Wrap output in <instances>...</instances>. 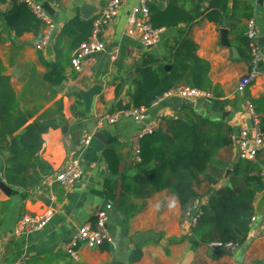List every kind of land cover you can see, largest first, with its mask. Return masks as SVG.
<instances>
[{
    "label": "crops",
    "instance_id": "obj_1",
    "mask_svg": "<svg viewBox=\"0 0 264 264\" xmlns=\"http://www.w3.org/2000/svg\"><path fill=\"white\" fill-rule=\"evenodd\" d=\"M35 1L41 2L43 7L48 5V9L44 8L55 24L48 45L50 51L47 52L46 47L38 48L37 36L32 30L16 34L12 13L14 0H7L0 4V11L4 13L0 27V63L12 90L13 109H19L25 115V125L53 121L57 127L41 134L42 145L37 152L48 172L28 187L9 184L5 177L8 148L16 133L0 139V175L12 189L11 194H6L0 188V264H15L16 261L23 264H264V231L257 234L260 218L251 223L247 241L230 251L205 244L193 248L188 239H184L190 234L191 226L188 220H182L179 201L175 210L166 207L167 198L173 195L167 189L149 197L132 199L138 210L130 218L121 215L114 206L107 211L106 228L113 237V244L79 245L77 259L65 252L76 229L85 223L93 224L96 211L106 209L104 182L112 176L104 160V149L115 147L125 170L134 159L132 138L137 132L144 128L155 129L162 118H174L181 107H194L199 103L178 96L165 97L147 108L141 121L122 115L116 123L103 121L99 124L104 115L120 111L118 101L122 100L123 108L126 105L125 92L130 88L129 76L134 69L151 61L169 69L175 53L172 48L182 40L192 42L196 46V55L210 64L208 77L220 86L221 99L236 102L234 107L225 110L230 112L225 120L234 129V144L230 149L221 150L219 155L230 162L238 159L237 135L242 127L250 129L252 124L244 93L247 91L252 98L264 96V0H228L226 12H219L216 21L210 17L214 10L212 0H156L151 4L161 11L175 2L184 14L199 13L200 16L192 22L162 26L160 41L153 46H145L137 36L127 33V18L139 0H120L114 20L100 24L104 50L84 58L80 72L67 62L65 80L59 86L49 85L42 77L47 70L46 64L56 59L54 45L63 26L75 17L81 21L98 18L111 0ZM84 5L92 9L89 18L82 14ZM247 9L251 13L249 20L243 16ZM7 15H13L11 23L5 20ZM250 20L254 22L255 39H258L255 47L262 65L254 82L238 93L237 87L249 73L250 63L240 58L234 44L238 43L241 30ZM222 29L226 30L224 36ZM43 30L44 23L41 22L39 33L43 34ZM72 38L73 35H65L59 44L61 52L70 56L73 54L69 51ZM232 47L238 58L233 57ZM96 84H101L102 90L93 97L90 109L86 111L77 91H87ZM120 85L122 90L117 95L116 88ZM204 107L209 110V105ZM83 132L92 134L86 147L80 144ZM96 133L102 135L101 139L95 137ZM112 140L117 143L112 144ZM72 159L79 160L82 175L75 183L63 185L55 177ZM226 184L227 180H221L218 187ZM261 194L256 196L254 206ZM206 199L204 196L202 202ZM157 202H165L159 211L153 207ZM48 210L53 211V216L41 230L21 235L14 232L24 214L42 215ZM136 250L141 256L131 260L130 256Z\"/></svg>",
    "mask_w": 264,
    "mask_h": 264
},
{
    "label": "trees",
    "instance_id": "obj_2",
    "mask_svg": "<svg viewBox=\"0 0 264 264\" xmlns=\"http://www.w3.org/2000/svg\"><path fill=\"white\" fill-rule=\"evenodd\" d=\"M6 1L0 0V4ZM227 5L228 0H212L214 10L210 17L216 21L219 12H226ZM149 11L150 23L157 29L178 22H192L200 16L199 13L184 14L175 2L163 11L150 4ZM12 13L15 15L16 34L32 30L39 42L41 21L26 3L14 0ZM243 16L246 20L251 18L249 9ZM3 18L4 13L0 11V27ZM96 18L81 21L75 17L63 26L54 45L56 59L46 64L43 81L51 86L63 83L64 69L67 62L70 64L72 55L61 52L60 40L65 35H73L69 51L74 52L91 36ZM246 32L247 27H244L238 43L234 45L240 58L250 61L253 42ZM172 50L175 53L169 69L151 60L134 69L129 76L130 88L125 92L128 101L123 109H147L169 90L187 86L213 94L209 110L183 106L178 116L162 118L151 133L140 139L139 160L134 157L125 170L115 147L104 149V160L112 176L104 182L106 200L121 215L130 218L138 210L132 199L149 197L154 192L167 189L178 198L182 220L191 222L196 218L190 234L184 237L193 248L215 241L239 246L248 239L251 219L256 214L255 198L264 191V148L258 151L254 161L237 159L230 162L219 155L221 150L230 149L234 144V129L221 115L236 102L221 99L220 86L213 84L208 77L210 64L196 55V46L192 42L182 40ZM38 54L41 55L40 50ZM3 71L0 63V139L16 133L8 148L5 177L9 184L28 187L39 182L48 172L37 152L42 145L41 134L57 125L53 121L25 125V115L19 109H13L12 90ZM121 90L122 85L116 88V94L119 95ZM244 98L259 119L264 135V96L252 98L246 91ZM111 143L116 144L117 141L112 140ZM227 168L230 169L227 184L218 187ZM204 196L207 199L203 203ZM140 256L141 252L136 250L130 259L138 260Z\"/></svg>",
    "mask_w": 264,
    "mask_h": 264
},
{
    "label": "built area",
    "instance_id": "obj_3",
    "mask_svg": "<svg viewBox=\"0 0 264 264\" xmlns=\"http://www.w3.org/2000/svg\"><path fill=\"white\" fill-rule=\"evenodd\" d=\"M31 9L36 18L44 23V30L40 41L38 42V48L44 49L49 45V41L53 35L55 24L50 14L45 10L41 2L35 0H21ZM47 2H53L54 0H46ZM156 0H139V3L131 10L130 15L127 18L128 29L127 33L131 36H137L141 43L145 46L156 45L161 38L162 29L153 28L150 23V11L149 5ZM121 5L120 0H111L102 9L100 16L94 21V29L89 39L79 45V47L73 52L70 60L71 67L76 71H81V63L84 58L93 54L99 53L104 50V43L100 38V24L111 23L118 14L119 7ZM246 35L253 42V54L250 63V71L246 77H244L237 87V92L242 93L245 88L250 85L256 79L257 74L260 73L261 68L259 66L261 58L258 55L255 47V33L254 22L250 20L247 25ZM178 96L185 99L194 100L203 105H209L212 101L213 94L191 88L187 86H179L166 92L161 98ZM158 101V100H157ZM246 108L251 115L252 124L250 129L242 127L236 138L237 144V158L242 160L254 161L256 159L258 151L264 148V135L260 129L259 119L255 115L250 103L244 100ZM154 104V103H153ZM146 109H130L109 113L100 118L99 124L103 121H107L111 124L116 123L122 116H128L135 121H141L144 118ZM154 128H144L137 132L132 138L134 157L138 158V144L140 139L147 133H151ZM92 139V134L83 132L80 138V144L86 147ZM264 172V170H263ZM82 175V170L78 159H72L67 162L62 169L57 173L55 179L63 185H70L75 183ZM105 210H97L94 216V223H85L78 227L76 231L71 235L69 241L66 244L65 252L72 258L77 259V248L79 245H86L88 247H99L104 243L113 244V237L109 234L106 224L108 220L107 211L113 208L110 202H106ZM53 216V211L48 210L42 215L38 214H24L18 221L15 227V233L21 235L24 233H31L41 230ZM260 218L259 231L257 234L264 231V206L262 213L255 214L251 221L254 222ZM196 218H193L190 222V226L194 225ZM209 247L221 250L230 251L236 248L238 245L232 242L222 243L219 241L210 242ZM15 264H23L21 261H16Z\"/></svg>",
    "mask_w": 264,
    "mask_h": 264
},
{
    "label": "water",
    "instance_id": "obj_4",
    "mask_svg": "<svg viewBox=\"0 0 264 264\" xmlns=\"http://www.w3.org/2000/svg\"><path fill=\"white\" fill-rule=\"evenodd\" d=\"M44 7L46 9L49 8L47 4H45ZM83 9H85L86 11L84 12ZM82 14H83L84 18H89V17L92 16L93 12H92V9L89 6H85L84 5L82 7ZM5 20L8 21L9 23H11L13 21V15H7L5 17ZM221 33L224 36L226 34V30L222 29ZM255 41L258 42V39H255ZM46 51L47 52L50 51V46L46 47ZM231 52H232V55H233L234 58H238V53H237V51H236V49L234 47L231 48ZM101 90H102V85L101 84H96V85H94L93 87H91L87 91H81V90L77 91L79 93V95H81V97L83 99V104H84V107H85L86 111H89L93 97L95 95L99 94ZM118 108H119L120 111L123 110V102H122V100L118 101ZM194 108L196 110H206L204 105H202L201 103H196ZM229 114H230L229 111H224L222 113V115H221V118L225 119V117L227 115H229ZM95 137L101 139L102 135L100 133H96ZM229 173H230V169L227 168L225 173H224L223 179H222L223 181L227 180V177H228ZM0 188L6 194H11L12 193V189L10 188V186L7 183H5L3 181V179L1 178V175H0ZM104 204H106V202ZM263 206H264V194H261L260 197L257 199V201L255 203V212L257 214L262 213Z\"/></svg>",
    "mask_w": 264,
    "mask_h": 264
},
{
    "label": "clouds",
    "instance_id": "obj_5",
    "mask_svg": "<svg viewBox=\"0 0 264 264\" xmlns=\"http://www.w3.org/2000/svg\"><path fill=\"white\" fill-rule=\"evenodd\" d=\"M165 202H157L154 204V210L159 211L163 206ZM166 207L171 211L175 210L178 207V198L175 194L167 198L166 201Z\"/></svg>",
    "mask_w": 264,
    "mask_h": 264
}]
</instances>
